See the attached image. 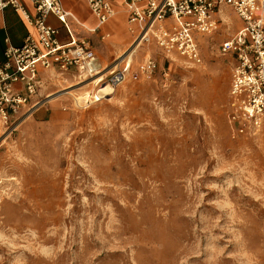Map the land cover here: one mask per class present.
<instances>
[{"label":"rangeland","instance_id":"374dc122","mask_svg":"<svg viewBox=\"0 0 264 264\" xmlns=\"http://www.w3.org/2000/svg\"><path fill=\"white\" fill-rule=\"evenodd\" d=\"M227 14L202 64L140 47L132 69L148 52L154 77L99 100L95 81L42 75L0 137V264H264V131L233 134Z\"/></svg>","mask_w":264,"mask_h":264},{"label":"built area","instance_id":"2783aa9c","mask_svg":"<svg viewBox=\"0 0 264 264\" xmlns=\"http://www.w3.org/2000/svg\"><path fill=\"white\" fill-rule=\"evenodd\" d=\"M34 13L26 11L20 0H0V13L11 7L28 23L30 31L19 46L8 44L0 63V137L23 111L33 110L41 85L42 72L75 71L115 89L129 78L150 80L156 60L145 53L132 69L130 58L103 67L85 39L71 37L58 41V29L47 21L55 16L68 27L61 0H29ZM117 0H86L100 27L116 14ZM127 30L132 40L131 57L137 49L154 45L169 59L179 58L186 65L202 64L201 39L218 27L223 6L233 10L241 21L238 31L220 43L218 49L233 59L229 85L230 123L233 134L264 131V0H124ZM107 36V35H106ZM167 72L165 73V75Z\"/></svg>","mask_w":264,"mask_h":264},{"label":"crops","instance_id":"0c3cea01","mask_svg":"<svg viewBox=\"0 0 264 264\" xmlns=\"http://www.w3.org/2000/svg\"><path fill=\"white\" fill-rule=\"evenodd\" d=\"M20 1L28 13H34V7L29 0ZM123 2L124 0L113 2V8L116 14L100 27L97 26V19L90 11L86 0H61L63 8L70 13L67 18L68 27L53 15H50L47 21L50 25L58 29L57 38L61 43L69 42L71 37L88 40L102 65L103 62L100 59V54L106 56H121L124 53V49L130 45L132 40V35L127 30V13ZM229 11L234 13L229 7L223 6L221 8L218 14L220 21L226 23L230 22L229 18H227L229 15L227 13ZM239 23L240 28V20ZM29 31L30 27L28 23L24 20L23 16L13 8L6 7L0 13V63L4 59L3 53L6 46L8 44L14 46L21 45ZM119 57L114 64L119 63ZM106 66L107 65H104L103 67ZM44 73L45 71L42 72V75ZM68 73L75 74V71Z\"/></svg>","mask_w":264,"mask_h":264},{"label":"bare ground","instance_id":"6f19581e","mask_svg":"<svg viewBox=\"0 0 264 264\" xmlns=\"http://www.w3.org/2000/svg\"><path fill=\"white\" fill-rule=\"evenodd\" d=\"M133 48V47H132ZM132 48H129V49H127L126 51H124V53L119 57V59H118V62L120 63L121 62V60L122 59H127V58H130L129 56H130V53L133 51V49ZM132 50V51H131ZM92 83V81L90 80V79H88V80H85V83ZM112 90L113 89H111L109 86H106V85H104V84H101L100 85V88L95 92V94L93 95L94 96V99L95 100H99L101 97H104V96H108V95H111V93H113L112 92ZM76 91H78V88H72V89H68V90H66L64 93H67V94H70V95H74V93L76 92ZM64 93H62V94H64ZM85 94V96H86V92L85 93H83L82 94V96H74L75 97V99L77 100V99H79V98H81V97H83V95ZM59 95H61V94H56V95H54V96H51L53 99H55L57 96H59ZM5 134V133H4ZM3 134V135H4Z\"/></svg>","mask_w":264,"mask_h":264}]
</instances>
